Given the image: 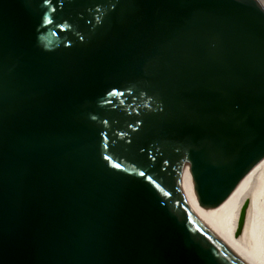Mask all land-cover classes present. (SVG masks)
<instances>
[{"label":"water","instance_id":"95a60500","mask_svg":"<svg viewBox=\"0 0 264 264\" xmlns=\"http://www.w3.org/2000/svg\"><path fill=\"white\" fill-rule=\"evenodd\" d=\"M0 264H264V1L0 0Z\"/></svg>","mask_w":264,"mask_h":264},{"label":"snow or ice","instance_id":"6c2138e0","mask_svg":"<svg viewBox=\"0 0 264 264\" xmlns=\"http://www.w3.org/2000/svg\"><path fill=\"white\" fill-rule=\"evenodd\" d=\"M46 2H49V0H46ZM117 167H119V165H117ZM141 175H143V173H141Z\"/></svg>","mask_w":264,"mask_h":264},{"label":"rangeland","instance_id":"374dc122","mask_svg":"<svg viewBox=\"0 0 264 264\" xmlns=\"http://www.w3.org/2000/svg\"><path fill=\"white\" fill-rule=\"evenodd\" d=\"M264 1V0H263Z\"/></svg>","mask_w":264,"mask_h":264}]
</instances>
